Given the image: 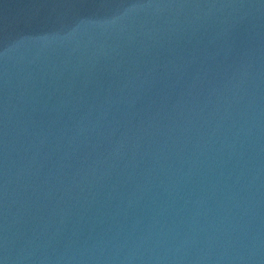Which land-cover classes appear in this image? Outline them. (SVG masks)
<instances>
[{
  "label": "water",
  "instance_id": "water-1",
  "mask_svg": "<svg viewBox=\"0 0 264 264\" xmlns=\"http://www.w3.org/2000/svg\"><path fill=\"white\" fill-rule=\"evenodd\" d=\"M0 264H264V0H0Z\"/></svg>",
  "mask_w": 264,
  "mask_h": 264
}]
</instances>
